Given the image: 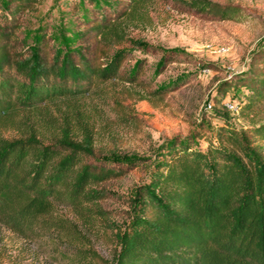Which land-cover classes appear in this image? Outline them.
<instances>
[{
	"label": "trees",
	"instance_id": "obj_1",
	"mask_svg": "<svg viewBox=\"0 0 264 264\" xmlns=\"http://www.w3.org/2000/svg\"><path fill=\"white\" fill-rule=\"evenodd\" d=\"M41 2L0 0V225L21 236L41 231L59 208L71 209L83 224L96 216L106 224L99 205L109 197L105 184L149 161L95 156L78 100L106 82L140 78L141 63L127 68L129 53L119 47L127 23L151 0H59L72 19L71 37L55 46L40 27L22 45L20 19ZM171 2L210 20L244 17L232 4ZM230 87L241 90L233 102L225 97ZM219 91L223 108L230 113L225 104L236 105L235 115L248 126L234 129L218 116L214 142L194 135L207 143L205 150L186 137L160 143L146 180L127 199L122 227L112 233L110 261L87 250L88 258L78 254L74 264H264V122L258 118L264 42ZM4 130L13 135L4 137Z\"/></svg>",
	"mask_w": 264,
	"mask_h": 264
},
{
	"label": "rangeland",
	"instance_id": "obj_2",
	"mask_svg": "<svg viewBox=\"0 0 264 264\" xmlns=\"http://www.w3.org/2000/svg\"><path fill=\"white\" fill-rule=\"evenodd\" d=\"M58 1L42 0L33 12L22 15L20 44L30 45L40 27L55 46L71 37L75 29L69 10ZM206 1L236 5L244 17L239 22L215 21L178 9L171 0H151L139 18L127 23V38L119 48L129 53L127 68L141 63L142 75L135 82H106L78 100L91 129L95 156L151 161L156 147L171 138L186 137L205 150L207 143L194 135L204 133L214 142L218 116L234 129L248 126L223 108L219 87L264 42V0ZM220 49L225 53H217ZM163 87L161 94H152ZM239 91L230 87L226 100L236 101ZM114 101L127 109L128 116ZM49 109L56 117L57 109ZM258 118L264 122V111ZM11 135L13 131H3L4 137ZM149 161L105 184L109 197L99 205L106 224L97 216L90 225L83 224L71 209L59 208L53 221L33 235L21 236L0 225V264H74L71 259L78 254L88 258L87 250L110 261L112 233L122 227L127 199L146 180Z\"/></svg>",
	"mask_w": 264,
	"mask_h": 264
},
{
	"label": "built area",
	"instance_id": "obj_3",
	"mask_svg": "<svg viewBox=\"0 0 264 264\" xmlns=\"http://www.w3.org/2000/svg\"><path fill=\"white\" fill-rule=\"evenodd\" d=\"M217 53H225L224 49H220L219 51H217ZM210 106L208 105V108ZM226 109L231 113V114H237V106L234 105L233 103H227L225 104Z\"/></svg>",
	"mask_w": 264,
	"mask_h": 264
}]
</instances>
